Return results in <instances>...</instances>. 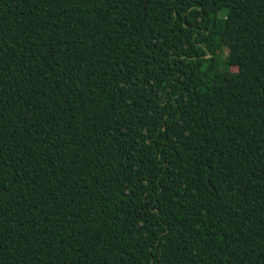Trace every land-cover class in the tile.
<instances>
[{"label": "trees", "instance_id": "obj_1", "mask_svg": "<svg viewBox=\"0 0 264 264\" xmlns=\"http://www.w3.org/2000/svg\"><path fill=\"white\" fill-rule=\"evenodd\" d=\"M0 264H264V0H0Z\"/></svg>", "mask_w": 264, "mask_h": 264}, {"label": "rangeland", "instance_id": "obj_2", "mask_svg": "<svg viewBox=\"0 0 264 264\" xmlns=\"http://www.w3.org/2000/svg\"><path fill=\"white\" fill-rule=\"evenodd\" d=\"M231 72H236V69L235 68H232L231 69ZM226 80L229 81V77L228 76L226 77Z\"/></svg>", "mask_w": 264, "mask_h": 264}]
</instances>
